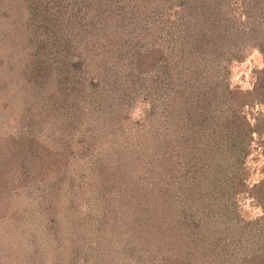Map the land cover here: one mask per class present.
<instances>
[{"label":"trees","instance_id":"16d2710c","mask_svg":"<svg viewBox=\"0 0 264 264\" xmlns=\"http://www.w3.org/2000/svg\"><path fill=\"white\" fill-rule=\"evenodd\" d=\"M23 1L34 38L15 80L22 105L15 133L0 139V181L12 169L22 185L50 175L54 187L39 192L37 200L43 232L58 236L56 201L49 196L56 192V176H66L69 159L88 157L97 181L119 182L115 185L125 196L139 190L143 207L147 197H157L154 191L160 197L163 191L173 195L174 217L157 221L148 208L137 211V223L129 219L133 224L127 225L126 239L133 236L142 246L159 243L166 249L159 259L157 250L147 253L145 264H208L211 259L264 264V162L258 180L244 182L253 135L264 153V115L251 122L243 112L264 105V0ZM2 4L0 18L8 16ZM249 48L259 51L261 66L253 69L250 88L231 87L227 65L241 61ZM144 87H152L155 95L151 108L137 119L144 128L142 139L120 134L100 150L101 134L90 122L84 128L80 123L85 118L94 126L108 122L112 137L119 128L113 122L125 118L120 115L129 94ZM203 169L211 178L200 177ZM146 184L152 185L149 191ZM11 187H5L8 194ZM237 193L251 198L261 214L241 222L234 233L236 248L227 240L218 245L219 237L209 241L204 231L212 212L203 209H227ZM12 217L17 221L19 214ZM230 250L231 260L221 261Z\"/></svg>","mask_w":264,"mask_h":264},{"label":"rangeland","instance_id":"374dc122","mask_svg":"<svg viewBox=\"0 0 264 264\" xmlns=\"http://www.w3.org/2000/svg\"><path fill=\"white\" fill-rule=\"evenodd\" d=\"M0 1L6 4V7L1 9H6L8 14V16L0 18V139H2L8 134L15 133L16 130V123L19 118L17 112L22 108V105L19 101V92L14 90L15 80L18 77L17 71L20 63H22L24 52L32 45L31 42H33L34 37L27 27L25 2L23 0ZM166 8L167 6L161 12H165ZM150 13L153 15V10L150 9ZM244 54L241 61L229 63L225 72L229 85L242 90L251 87L253 82L252 71L260 67L262 63L257 49L249 48ZM154 95L152 87H144L137 89L136 92H131L129 94L130 99L126 101L125 114L120 115L125 118L118 120L120 124L113 122L115 126L119 125V128L112 137H110L112 132L108 130V122L104 123V121L99 120V123L94 126L91 119L88 121L85 118L80 124L84 128L86 123L90 122L89 125H92L93 129L101 134L97 143L99 149L103 151L107 146V140L110 141L120 134L131 135L140 140L143 137L144 128L139 127L141 125L140 119H137L140 118L144 110L147 111L151 108ZM243 112L248 115L252 122L251 117L255 115L260 118L263 117L264 105L256 104L251 107H244ZM142 120L146 128L149 119L145 115ZM175 120L173 118L172 121ZM38 128L39 126H36L33 131ZM258 139L256 134L253 135L249 146L250 152L244 161L245 169L249 173L244 181L247 184H252L258 180L260 168L264 162V153L260 150ZM91 164L92 160L88 157L82 161L69 159L66 166V176L60 179H57L56 176L58 181V185H55L56 192L54 190L49 193V196H52L53 200L56 201L55 207H57L59 222L56 238L43 232L37 210L39 192L44 193L48 187H54L50 175H42L43 177L38 183L29 181L26 185H22L17 172L12 169L13 173H8L5 179L0 181L6 183L4 186L1 183L0 186V205L3 206L0 208V264H145L147 262H143V259L146 254L154 250H157V254L160 255L155 256V258H161V255L166 252L164 247H161L159 243L157 245L147 243V246H142L141 242L135 241L136 238L133 236L126 239L128 236L126 228L130 223L133 224V221L130 222L129 219L135 220L137 223L138 218H140L137 211L145 212L148 208L155 211L156 220L159 217L164 219L174 217L175 213L170 212L173 207V204L170 203H174L173 195H164L168 192L163 191L160 197L159 193L154 191L157 197L155 199L147 197L146 206L143 207L137 194L139 190L135 191L136 194L125 196L124 189L115 185L119 183L116 182L118 179L113 185L108 184V182L100 183L97 181V177L91 173ZM207 170L203 169V173H199L201 174L200 177L207 175L211 178L209 173L205 174ZM219 175L221 176L220 172L217 176ZM12 178L14 180H11ZM11 183L14 184L15 191L12 190ZM201 183L204 182L201 181ZM17 185L19 187L16 188ZM5 187H11L9 194ZM151 187V184H146L145 189L150 190ZM142 191L143 189L139 195L144 193ZM122 194L124 199L123 196L120 198ZM10 198L11 200H9ZM2 199L5 200L2 201ZM176 200L178 201L177 198ZM233 200L234 205H228L227 209L224 205L220 209L211 205L203 209L205 212H212L206 222L204 232H208L205 237L209 241L219 237L218 245L227 240L230 247L236 248L234 240L236 229L243 220H253L258 217L261 214V207L241 193H237ZM204 202H207V198ZM109 207H111L110 211L106 210ZM7 209L9 210L3 214ZM224 210H226L225 213H223ZM122 212H126V217L122 215ZM165 213L169 215L161 216ZM16 214H19V219L13 221L12 215ZM196 216L199 218L201 214L196 213ZM19 221L20 223H18ZM101 224L102 226H99ZM205 242L206 253H208L211 249L208 248V242ZM153 245L160 247L156 248ZM227 246L229 247V245ZM222 248L225 249L224 245ZM225 253L226 255H224ZM225 253L223 252V255L220 256V260L226 263L231 260L232 254L231 250ZM148 258L153 257L149 256ZM191 258L195 259L192 256ZM211 260L208 264H217L216 261L211 263ZM197 264H207V262L198 261Z\"/></svg>","mask_w":264,"mask_h":264}]
</instances>
